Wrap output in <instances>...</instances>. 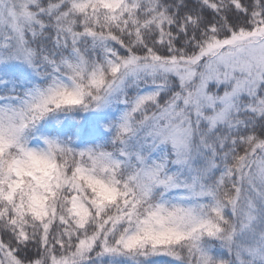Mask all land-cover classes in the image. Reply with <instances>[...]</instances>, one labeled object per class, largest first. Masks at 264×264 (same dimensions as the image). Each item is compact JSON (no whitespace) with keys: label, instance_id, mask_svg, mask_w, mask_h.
<instances>
[{"label":"snow or ice","instance_id":"obj_1","mask_svg":"<svg viewBox=\"0 0 264 264\" xmlns=\"http://www.w3.org/2000/svg\"><path fill=\"white\" fill-rule=\"evenodd\" d=\"M0 264H264V0H0Z\"/></svg>","mask_w":264,"mask_h":264}]
</instances>
